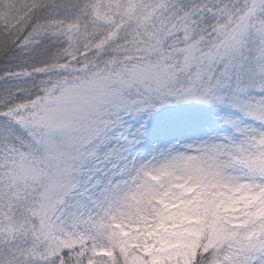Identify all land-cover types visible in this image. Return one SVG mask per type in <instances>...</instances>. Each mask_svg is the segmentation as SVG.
Wrapping results in <instances>:
<instances>
[{
	"label": "snow or ice",
	"instance_id": "1",
	"mask_svg": "<svg viewBox=\"0 0 264 264\" xmlns=\"http://www.w3.org/2000/svg\"><path fill=\"white\" fill-rule=\"evenodd\" d=\"M0 264H264V0H0Z\"/></svg>",
	"mask_w": 264,
	"mask_h": 264
}]
</instances>
